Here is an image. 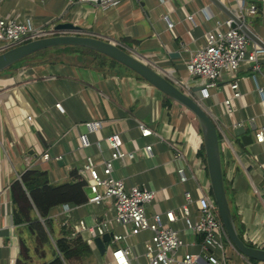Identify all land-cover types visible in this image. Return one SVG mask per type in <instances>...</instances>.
Listing matches in <instances>:
<instances>
[{
  "label": "crops",
  "instance_id": "crops-1",
  "mask_svg": "<svg viewBox=\"0 0 264 264\" xmlns=\"http://www.w3.org/2000/svg\"><path fill=\"white\" fill-rule=\"evenodd\" d=\"M221 1L237 10L243 1L256 5L252 15L245 10L244 20L264 40V0ZM0 15L23 23L31 21L42 28L72 22L81 28L71 33L115 43L173 83L175 79L187 80L188 91L198 100L203 82L190 74L187 61L205 44L206 34L215 27L217 18H228L210 0H122L107 7L66 0H1ZM190 15L194 21L188 19ZM63 33L70 32L58 34ZM255 46L261 48L251 40L250 47ZM237 77L242 96L233 100L231 113L224 103L233 95V79L227 71L216 86L209 88V98L200 101L218 127L224 176L243 237L247 243L264 249V143L254 139L256 130L264 125V66L254 73L245 63ZM167 97L119 65L105 70L78 60L40 62L0 73V264H45L53 259V253H47L44 259L37 250L38 234L31 224L35 220L17 219L14 213L13 195L22 176L29 170L43 171L50 184L61 185L77 171L88 184L89 176L82 171L86 158L92 156L102 172L103 162L112 152L107 137L114 133L120 135L128 155L114 161L113 175L124 179L127 188L137 185L156 192L155 200L147 207L150 214L177 209L184 202V190H196L193 175L207 180L198 120L186 107ZM59 101L65 112L55 107ZM29 115L34 118L32 126L27 121ZM96 120L102 121V126L90 131L85 123ZM140 125L150 130L147 136ZM241 126L252 135V142L245 143L235 132ZM80 134L88 135L89 146L82 147ZM147 145L152 146L149 152ZM176 150L185 158L178 159ZM46 152L50 154L48 160L42 157ZM179 168L189 176L187 183L180 181ZM64 206L69 210L65 211ZM112 213L110 207L88 200L65 203L52 210L53 232H48L55 244L63 230L70 231L72 237L80 235L75 233L80 219L91 226L111 218ZM66 220L70 227L63 226ZM113 231L125 230L118 227ZM142 236L145 238V233ZM185 236L186 246L181 252H198L200 237L191 232ZM82 237L86 241L85 234ZM121 241L126 247L127 242ZM109 242L114 243L112 239ZM109 242L106 261L116 248H109ZM90 247L91 257L101 255L96 245ZM225 248L227 264H258L236 248Z\"/></svg>",
  "mask_w": 264,
  "mask_h": 264
},
{
  "label": "built area",
  "instance_id": "built-area-1",
  "mask_svg": "<svg viewBox=\"0 0 264 264\" xmlns=\"http://www.w3.org/2000/svg\"><path fill=\"white\" fill-rule=\"evenodd\" d=\"M70 3H92L103 7L114 6L122 0H66ZM245 10L250 15L257 11L254 4L246 5L243 1L239 4V13L245 19ZM207 14V13H206ZM208 17V14H207ZM188 19L194 21L193 15ZM172 23L169 27H172ZM55 25L48 28L36 27L31 21L19 22L14 18L0 15V52L30 42L35 39L56 35ZM251 39L240 29L233 26V20L217 18L215 27L207 32L205 44L191 53L187 68L193 77L202 79L201 100L209 98V88L216 86L221 79L223 72H229L233 82L230 84L233 95L225 100L228 113L233 111V100L240 98L239 78L237 73L243 64H248L254 73L261 72L264 66V49L250 47ZM174 84L182 90H189L187 80L175 79ZM263 91L262 88H259ZM192 95L189 91L187 92ZM199 102L202 104V101ZM203 105V104H202ZM204 106V105H203ZM55 107L60 112H65L62 103L56 102ZM205 108V107H204ZM28 123L32 126L34 118L27 117ZM90 131L99 129L102 121H88L85 123ZM144 136L150 130L140 125ZM82 147L90 145L88 135L80 134ZM254 139L257 143H264V125L256 130ZM112 149L111 157L103 162L102 172L97 169V162L92 156L86 158L82 171L89 176L88 188L90 195L88 202L97 206L110 207L111 218L103 221H95L94 225H88L85 219H80L76 226L75 233L85 234V239L90 245H95L94 239L98 236L110 234L114 242L125 240L127 246H119L112 250L111 259L105 264H227L226 245L236 248L232 243L224 223L220 217L218 206L211 193L209 178L206 184H201L197 176L196 190L186 188L183 192L184 202L177 209H168L164 212L150 214L147 207L155 200L156 192L149 188H142L133 185L126 187L122 178L113 175L114 161L128 155L123 150V142L118 133L107 137ZM152 146L147 145L146 150L151 151ZM132 156V154L130 153ZM43 159L50 158L49 153L43 154ZM176 157L184 159L185 156L180 150H176ZM206 170V169H205ZM180 181L187 183L190 179L185 174L184 168L177 170ZM205 171V175H206ZM210 190V193L207 190ZM65 211L69 210L64 206ZM182 225L180 228L179 226ZM63 226L70 227L66 220ZM121 227L125 231H113ZM191 232L200 237L198 252L184 251L186 242L181 237L182 233ZM150 232L151 236L143 238L139 242L140 253L132 236ZM131 240V243L128 242Z\"/></svg>",
  "mask_w": 264,
  "mask_h": 264
},
{
  "label": "water",
  "instance_id": "water-1",
  "mask_svg": "<svg viewBox=\"0 0 264 264\" xmlns=\"http://www.w3.org/2000/svg\"><path fill=\"white\" fill-rule=\"evenodd\" d=\"M210 1L233 20L234 27L239 26L252 41L256 42L264 49V40L250 29L239 13V10L231 9L221 0ZM80 28L81 27L72 22L58 23L55 26L56 31H66L70 33L42 37L1 52L0 73L6 71L22 59L39 51L56 46L78 45L93 49L118 61L156 87L166 96L186 107L196 117L200 125L211 191L217 203L220 217L232 243L245 257L264 262V249L248 245L239 235L226 189L218 127L208 111L194 96L176 86L166 76L132 53L119 47L117 44L92 36L71 33L80 30ZM235 132L242 135V139L245 143L253 141L252 135L246 134L244 127L241 126L236 128ZM86 190L90 195V189L87 188ZM110 240L111 235L109 233L94 239V243L101 255L106 253V242Z\"/></svg>",
  "mask_w": 264,
  "mask_h": 264
},
{
  "label": "trees",
  "instance_id": "trees-1",
  "mask_svg": "<svg viewBox=\"0 0 264 264\" xmlns=\"http://www.w3.org/2000/svg\"><path fill=\"white\" fill-rule=\"evenodd\" d=\"M77 60L84 65L100 67L105 70H109L114 66L119 65L140 77L134 71L109 56L93 49L78 45L56 46L39 51L22 59L6 71L14 70L25 64L30 65L40 62L65 63ZM167 98L171 99L170 97ZM202 151V155L205 157L204 146ZM71 176L72 178L69 182L61 185H54L50 184L46 172L29 170L22 176V180L17 186V192L13 195V202L16 206L14 213L17 219L21 216L23 219L30 218L35 220V222H32L31 224L33 231L38 234L37 250L39 252L41 251L42 258H47L45 248L53 247V259L45 264H69L70 260L85 259L93 255L92 248L86 241L83 240L82 235L72 237L70 231L63 230L62 236L56 239V243L54 244L48 232V230L51 233L53 232L54 221L51 217V213L56 206L65 203L82 204L88 200L86 181L77 173V171L72 172ZM226 189L239 235L245 241L243 237L244 230L239 223L237 213L230 199L227 184ZM35 212L37 214H35ZM247 244L253 246L250 243ZM251 260L259 262L258 260Z\"/></svg>",
  "mask_w": 264,
  "mask_h": 264
},
{
  "label": "rangeland",
  "instance_id": "rangeland-1",
  "mask_svg": "<svg viewBox=\"0 0 264 264\" xmlns=\"http://www.w3.org/2000/svg\"><path fill=\"white\" fill-rule=\"evenodd\" d=\"M4 72H2V73H4ZM199 177H200L201 184H203V183L206 184L207 180L205 179V177H202L200 175H199ZM207 192L210 193V190L208 189ZM56 230H57V232H59L58 228H56ZM142 234H144V233H141V234H139L137 236L138 239H136V236H132V240L134 241V243L136 245V250H137L138 253H140L139 242L140 241H143ZM145 235H146V237L147 236L150 237L151 236V233L150 232H147V233H145ZM181 237L184 239V241L186 240L185 233H182L181 232ZM52 245H54V244L52 243ZM120 245L123 246V245H125V243L124 242L123 243H120V242L119 243H117V242H114V243L113 242H109V246H110L109 248H115V247L120 246ZM45 249H46V253H53V247H46ZM107 256L108 255L105 254L103 256L98 255L97 257H94V256L93 257H87L85 259H73V260H70L69 261V264H101L100 263V262H102L101 259L103 260V263L102 264H104L106 262ZM50 259H51V257H48V260H50ZM258 264H264V262L259 261Z\"/></svg>",
  "mask_w": 264,
  "mask_h": 264
}]
</instances>
